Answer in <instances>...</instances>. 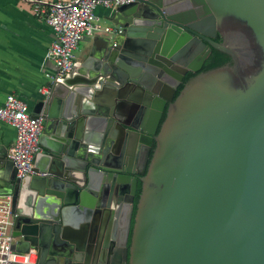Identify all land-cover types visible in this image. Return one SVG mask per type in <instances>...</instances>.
Returning <instances> with one entry per match:
<instances>
[{
  "label": "water",
  "instance_id": "1",
  "mask_svg": "<svg viewBox=\"0 0 264 264\" xmlns=\"http://www.w3.org/2000/svg\"><path fill=\"white\" fill-rule=\"evenodd\" d=\"M110 21L122 30L96 43L87 87L32 112L33 173L1 155L13 249L35 264H264V0H134ZM213 48L232 63L203 70Z\"/></svg>",
  "mask_w": 264,
  "mask_h": 264
},
{
  "label": "crops",
  "instance_id": "2",
  "mask_svg": "<svg viewBox=\"0 0 264 264\" xmlns=\"http://www.w3.org/2000/svg\"><path fill=\"white\" fill-rule=\"evenodd\" d=\"M56 1L0 0V105L13 93L27 103L31 114L43 99L55 102L56 109L68 93L87 87L84 82L92 78L97 61L93 49L100 37L110 33L85 36L76 51V69L56 83L50 79L56 66L46 55L55 34L46 14ZM95 12L102 24L113 25L112 8L99 5ZM44 87L49 88V93L41 91ZM124 113L128 114V108ZM44 128L45 125L43 131ZM52 136L47 135L49 139ZM15 138L14 127L0 120V160L3 153L8 157Z\"/></svg>",
  "mask_w": 264,
  "mask_h": 264
},
{
  "label": "built area",
  "instance_id": "3",
  "mask_svg": "<svg viewBox=\"0 0 264 264\" xmlns=\"http://www.w3.org/2000/svg\"><path fill=\"white\" fill-rule=\"evenodd\" d=\"M134 0H58L50 5L46 21L52 27L55 38L51 42L47 59L56 66V73L49 75L53 83L64 78L76 68V51L81 40L89 35L121 31L113 25L102 24L96 8L104 5L115 8ZM41 91L49 93V88ZM44 116H32L27 103L10 93L0 105V120L14 127L16 138L8 157L17 169V176L24 178L33 173L37 154L41 152L40 139ZM17 212L12 194H0V264H35L37 251L19 252L13 249V228Z\"/></svg>",
  "mask_w": 264,
  "mask_h": 264
},
{
  "label": "trees",
  "instance_id": "4",
  "mask_svg": "<svg viewBox=\"0 0 264 264\" xmlns=\"http://www.w3.org/2000/svg\"><path fill=\"white\" fill-rule=\"evenodd\" d=\"M232 60L231 57L219 50H213V52L208 56V58L206 59V62L204 64L203 70H208L210 68L219 66V65H223V64H231ZM194 76V73L189 72L187 74V76L185 77L184 81L182 82V84L180 85L179 89H178V93L180 92V90L183 88L184 84L192 77ZM165 115L163 116V120L165 118ZM141 192V184H139L138 187V192L136 195V201H138L139 195Z\"/></svg>",
  "mask_w": 264,
  "mask_h": 264
},
{
  "label": "flooded vegetation",
  "instance_id": "5",
  "mask_svg": "<svg viewBox=\"0 0 264 264\" xmlns=\"http://www.w3.org/2000/svg\"><path fill=\"white\" fill-rule=\"evenodd\" d=\"M214 40L217 41V42H221V41H222V37L218 34V35L214 38ZM213 50H215V48H213ZM213 50H212V52H213ZM216 50H217V49H216ZM212 52H211V53H212ZM211 53H210V54H211ZM210 54H209V55H210ZM205 62H206V61H205ZM203 67H204V66H203Z\"/></svg>",
  "mask_w": 264,
  "mask_h": 264
}]
</instances>
